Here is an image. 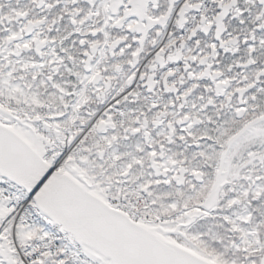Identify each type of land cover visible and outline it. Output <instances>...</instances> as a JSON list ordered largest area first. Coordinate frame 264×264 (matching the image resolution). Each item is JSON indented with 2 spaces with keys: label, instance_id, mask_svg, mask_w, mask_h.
<instances>
[{
  "label": "snow or ice",
  "instance_id": "obj_1",
  "mask_svg": "<svg viewBox=\"0 0 264 264\" xmlns=\"http://www.w3.org/2000/svg\"><path fill=\"white\" fill-rule=\"evenodd\" d=\"M0 264H264V0H0Z\"/></svg>",
  "mask_w": 264,
  "mask_h": 264
}]
</instances>
